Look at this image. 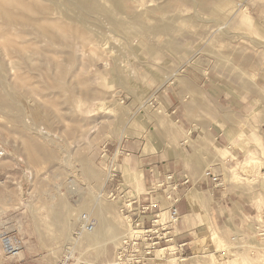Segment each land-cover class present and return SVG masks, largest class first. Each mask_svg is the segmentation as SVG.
Returning a JSON list of instances; mask_svg holds the SVG:
<instances>
[{"label":"rangeland","instance_id":"rangeland-1","mask_svg":"<svg viewBox=\"0 0 264 264\" xmlns=\"http://www.w3.org/2000/svg\"><path fill=\"white\" fill-rule=\"evenodd\" d=\"M0 11V264H106L142 238L106 175L147 153L176 88L182 123L216 122L217 106L246 149L214 171L232 194L210 201L190 245L161 242L144 264H264V0H0ZM203 83L209 105L190 89ZM83 212L94 238L74 241Z\"/></svg>","mask_w":264,"mask_h":264},{"label":"crops","instance_id":"crops-1","mask_svg":"<svg viewBox=\"0 0 264 264\" xmlns=\"http://www.w3.org/2000/svg\"><path fill=\"white\" fill-rule=\"evenodd\" d=\"M197 87L204 89V83L201 86L191 85L190 89L197 93ZM181 91L182 88H176L171 94L170 99L173 98L175 102L174 105L168 106L170 109L169 118L148 129L147 153L143 155L130 154L126 163H116L118 170H114L116 172L114 179L107 182V190L112 193H121L122 190L119 191V188L123 186L125 191L133 190L135 193L133 198H136L145 192V187L148 188V191L151 187H155L147 198H137L140 204L149 206L144 213L136 211L135 203L131 206V219L139 221L144 227H150L154 216L160 213L164 214L170 206V201L165 198L163 192L164 187H174L180 197L177 203L178 213L184 222L180 223V220L174 224L175 227L168 226L167 230L176 244H180L185 249L191 243L190 238L194 229L202 225L194 224V222H197L196 219L203 221L207 212L206 206L210 201H222L225 196L232 194L225 192L217 182H212L209 176L204 175L205 171L209 169L213 174L215 172L218 174L222 167L235 162L246 149V141L240 137L238 131L230 129L229 126L227 128L222 123L230 121L226 119L224 110L215 105L211 109L221 117L217 118L216 122L204 125L190 123L185 119V123H182ZM196 99L203 105H209L211 101L203 91L197 93ZM248 152L250 150L245 151L242 159ZM110 153L114 157L118 150ZM136 158L139 161L137 170L134 172L132 165L136 162ZM242 159L227 170L233 169ZM132 177L139 179L135 180ZM160 183L163 185L157 187ZM157 190H160L159 194L156 193ZM148 191L146 190V192ZM175 228L178 231L177 234H174ZM139 244L145 245V242ZM155 248L157 247L155 246Z\"/></svg>","mask_w":264,"mask_h":264},{"label":"built area","instance_id":"built-area-1","mask_svg":"<svg viewBox=\"0 0 264 264\" xmlns=\"http://www.w3.org/2000/svg\"><path fill=\"white\" fill-rule=\"evenodd\" d=\"M115 171L112 170L111 178L107 180L111 181L114 179ZM205 176H209L210 180L212 182L218 181V176L214 175L211 170L207 169L205 171ZM219 185L220 183L217 182ZM163 183H160L157 187L162 186ZM155 187H151L148 191L150 193L154 190ZM165 198L170 201V206L167 209L168 212V221L159 224L156 222L157 214L154 216V219L151 221L150 227H144L139 221L132 220L131 219V206L133 203L136 204V211L139 213H144L145 210L149 208L148 205L140 204V201L136 198L131 199L132 196H124V194L119 192L112 193L110 192L113 197L119 194L120 198H124V204L121 207L120 211L122 213H125L128 215L130 220L132 221V224L139 229H142V232L140 233V236L142 238L134 237V238H127L124 240L122 245L117 249L115 254V263L114 264H144V262L149 259L150 254H154V248L155 246L161 244V242H171L173 240V237L168 236V226L175 224L180 215L178 213L177 209V203L180 199L177 192L175 191L174 187H164L163 189ZM264 219V217H263ZM94 219L88 212H83L80 215L79 222L77 227L72 233L73 237L78 236L79 234H82L84 232H90L93 229ZM140 242H149L151 243V246L140 245ZM4 245L6 250L9 253L16 254L18 252V246L17 244L13 243V241L10 238H7L4 240ZM55 264H69L68 261L60 260L56 262Z\"/></svg>","mask_w":264,"mask_h":264},{"label":"bare ground","instance_id":"bare-ground-1","mask_svg":"<svg viewBox=\"0 0 264 264\" xmlns=\"http://www.w3.org/2000/svg\"><path fill=\"white\" fill-rule=\"evenodd\" d=\"M5 2V1H4ZM23 4V3H22ZM8 8V7H7ZM2 11H4V9L2 10ZM1 12V11H0ZM22 12V11H21ZM9 13V12H8ZM43 13V12H42ZM4 14H5V12H4ZM17 14V13H16ZM8 15V14H7ZM21 18V17H20ZM25 20V19H24ZM32 20V19H31ZM11 21V20H10ZM20 21V20H19ZM15 22V21H14ZM26 23H27V21H26ZM28 24V23H27ZM35 26V25H34ZM62 27H64V26H62ZM68 29V28H67ZM48 30V29H47ZM54 30V29H53ZM63 31H65V28H63ZM68 32V31H67ZM42 33H44V32H42ZM58 33V32H57ZM46 34V33H45ZM55 34H56V32H55ZM61 34V33H60ZM58 35V34H57ZM60 36V35H59ZM58 36V37H59ZM68 36V35H67ZM58 40V39H57ZM60 40V39H59ZM17 41V40H16ZM6 42V41H5ZM61 42V41H60ZM18 43V42H17ZM16 44V43H15ZM19 44V43H18ZM23 43H21V45H22ZM61 44H62V42H61ZM13 45V44H12ZM11 45V46H12ZM69 45V44H68ZM19 46V45H18ZM63 46V45H62ZM14 47V46H13ZM13 47H12V49H13ZM10 48V47H9ZM26 48V47H25ZM28 48V47H27ZM16 49H19V48H16ZM21 49V48H20ZM8 50V49H7ZM13 50H15V48L13 49ZM12 51V50H11ZM20 51V53H18ZM38 51V50H37ZM74 51V50H73ZM18 52H16V53H18V54H21V50H18ZM30 52V51H29ZM28 52V53H29ZM39 52V51H38ZM13 53V52H12ZM42 54V53H41ZM18 63V62H17ZM73 63V62H72ZM59 66V65H58ZM18 67V66H17ZM56 67H57V64H56ZM58 68V67H57ZM64 69V68H63ZM0 71H1V69H0ZM4 71V70H3ZM61 72H62V70H61ZM63 73V72H62ZM60 79V78H59ZM30 81V80H29ZM69 81V80H68ZM18 82V81H17ZM23 82V81H22ZM31 82H33V81H31ZM89 82V81H88ZM13 86V85H12ZM11 87V86H10ZM28 87V86H27ZM5 88V87H4ZM4 88H3V90H4ZM26 88V87H25ZM18 89V88H17ZM8 90V89H7ZM20 90V89H19ZM5 91H6V89H5ZM14 91V90H13ZM38 92V91H37ZM9 93V92H8ZM40 94V93H39ZM2 95V94H1ZM12 97V96H11ZM2 98V97H1ZM7 98V97H6ZM13 98V97H12ZM14 99V98H13ZM34 99V98H33ZM16 100V99H15ZM10 101H11V98H10ZM26 101V100H25ZM11 103V102H10ZM5 105H8V104H6V103H4ZM21 104H23V103H21ZM25 104H27V103H25ZM1 105V104H0ZM24 105V104H23ZM28 105V104H27ZM2 106V105H1ZM25 106V105H24ZM19 108V107H18ZM29 108V107H28ZM11 109V108H10ZM4 110V109H3ZM12 110V109H11ZM16 110V109H15ZM1 111V110H0ZM13 111V110H12ZM9 112V111H8ZM14 112V111H13ZM11 113V112H10ZM14 113H16V112H14ZM15 115H17V113L15 114ZM7 116V115H6ZM10 116V115H9ZM32 117V116H31ZM9 118V117H8ZM24 118V117H23ZM23 120V119H22ZM23 122V121H22ZM17 125V124H16ZM25 126H26V124H24ZM30 128V127H29ZM35 130V129H34ZM47 136V135H46ZM42 142V141H41ZM46 145V144H45ZM30 146V145H29ZM56 147V146H55ZM33 149V148H32ZM40 149H41V147H40ZM45 149V148H44ZM56 152V151H55ZM70 162V161H69ZM38 167V166H37ZM111 175H112V169H109L108 170V174L106 175V177H107V179L106 180H108V179H110L111 178ZM124 178V177H123ZM122 178V179H123ZM123 181H124V179H123ZM122 184H123V182H122ZM101 206V205H100ZM102 207V206H101ZM104 207H106V206H104ZM100 209V208H99ZM99 216V215H98ZM261 217H264V216H260V218ZM100 218V217H99ZM100 220V219H99ZM262 220H264V219H259V224H260V222H262L263 223V221ZM69 222H71V219H69L68 220ZM156 222L157 223H159V224H162V223H160V222H158V214H157V219H156ZM71 225V224H70ZM138 230L139 231H141L142 232V229H139L138 228ZM90 232H92V233H90ZM89 233V235H84L85 237H86V239H88V241H89V239H93L94 237L92 236V234H94L95 233V230H94V226H93V229L90 231ZM83 235H78V236H76L75 238H74V241H77V240H80V238L82 237ZM148 243V245L147 246H151V243H149V242H147ZM150 244V245H149ZM167 247H160V248H156V250L157 251H160V252H164V250L166 249ZM154 250H155V248H154ZM115 263V260H112L111 262H108V263H106V264H114Z\"/></svg>","mask_w":264,"mask_h":264}]
</instances>
